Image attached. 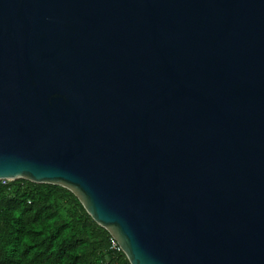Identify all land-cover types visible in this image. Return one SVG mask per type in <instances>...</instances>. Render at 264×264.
I'll return each instance as SVG.
<instances>
[{
  "label": "water",
  "instance_id": "water-1",
  "mask_svg": "<svg viewBox=\"0 0 264 264\" xmlns=\"http://www.w3.org/2000/svg\"><path fill=\"white\" fill-rule=\"evenodd\" d=\"M72 191L130 264H264V0H0V179Z\"/></svg>",
  "mask_w": 264,
  "mask_h": 264
},
{
  "label": "trees",
  "instance_id": "trees-1",
  "mask_svg": "<svg viewBox=\"0 0 264 264\" xmlns=\"http://www.w3.org/2000/svg\"><path fill=\"white\" fill-rule=\"evenodd\" d=\"M69 189L0 180V264H130Z\"/></svg>",
  "mask_w": 264,
  "mask_h": 264
},
{
  "label": "built area",
  "instance_id": "built-area-1",
  "mask_svg": "<svg viewBox=\"0 0 264 264\" xmlns=\"http://www.w3.org/2000/svg\"><path fill=\"white\" fill-rule=\"evenodd\" d=\"M0 180H5V179H0ZM116 245H118V243L116 242V240L114 239L113 243H112V246L115 247ZM119 247V245H118Z\"/></svg>",
  "mask_w": 264,
  "mask_h": 264
}]
</instances>
